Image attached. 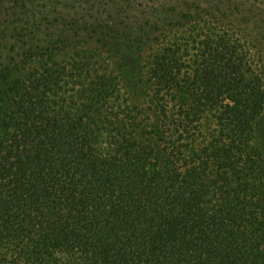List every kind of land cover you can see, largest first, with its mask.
Masks as SVG:
<instances>
[{
  "label": "trees",
  "instance_id": "obj_1",
  "mask_svg": "<svg viewBox=\"0 0 264 264\" xmlns=\"http://www.w3.org/2000/svg\"><path fill=\"white\" fill-rule=\"evenodd\" d=\"M263 1L0 0V264H264Z\"/></svg>",
  "mask_w": 264,
  "mask_h": 264
},
{
  "label": "rangeland",
  "instance_id": "obj_2",
  "mask_svg": "<svg viewBox=\"0 0 264 264\" xmlns=\"http://www.w3.org/2000/svg\"><path fill=\"white\" fill-rule=\"evenodd\" d=\"M260 7H261V8H260V12H261L260 14H261V15H264V1H263V3L260 5ZM259 30H260V29H259ZM263 120H264V117H263Z\"/></svg>",
  "mask_w": 264,
  "mask_h": 264
}]
</instances>
